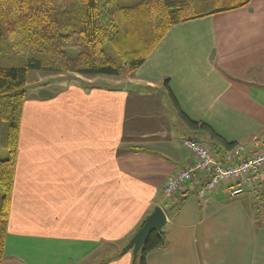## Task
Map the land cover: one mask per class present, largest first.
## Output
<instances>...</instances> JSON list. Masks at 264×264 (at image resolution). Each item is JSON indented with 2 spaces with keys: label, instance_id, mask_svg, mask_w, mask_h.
Listing matches in <instances>:
<instances>
[{
  "label": "crops",
  "instance_id": "crops-1",
  "mask_svg": "<svg viewBox=\"0 0 264 264\" xmlns=\"http://www.w3.org/2000/svg\"><path fill=\"white\" fill-rule=\"evenodd\" d=\"M186 138L219 160L264 149V0L174 23L127 75L28 81L3 264H135L123 249L158 206L147 264H264V184L201 198L199 172L164 194L195 162Z\"/></svg>",
  "mask_w": 264,
  "mask_h": 264
},
{
  "label": "trees",
  "instance_id": "trees-1",
  "mask_svg": "<svg viewBox=\"0 0 264 264\" xmlns=\"http://www.w3.org/2000/svg\"><path fill=\"white\" fill-rule=\"evenodd\" d=\"M198 1L200 7L191 8L196 0H0V149L8 152L0 159V264L29 71L127 75L144 63L174 23L251 0ZM183 117L191 126L208 128ZM164 243L162 231L152 232L135 264H147V254Z\"/></svg>",
  "mask_w": 264,
  "mask_h": 264
},
{
  "label": "built area",
  "instance_id": "built-area-1",
  "mask_svg": "<svg viewBox=\"0 0 264 264\" xmlns=\"http://www.w3.org/2000/svg\"><path fill=\"white\" fill-rule=\"evenodd\" d=\"M183 143L195 157V162L167 181L164 187V194L167 197L174 196L199 172L205 176L198 189L201 198L222 185L226 186L231 197H237L246 193L249 188L264 184V149L254 156L243 158L246 146H237L224 155L225 162H222L223 160H219L212 149L203 142L186 138Z\"/></svg>",
  "mask_w": 264,
  "mask_h": 264
},
{
  "label": "water",
  "instance_id": "water-1",
  "mask_svg": "<svg viewBox=\"0 0 264 264\" xmlns=\"http://www.w3.org/2000/svg\"><path fill=\"white\" fill-rule=\"evenodd\" d=\"M45 90L40 92V96H46ZM167 224V215L162 207L158 206L148 216L145 224L130 240V242L123 249L124 252L128 250L133 251L134 258L138 257L139 252L146 243L152 232H161Z\"/></svg>",
  "mask_w": 264,
  "mask_h": 264
},
{
  "label": "rangeland",
  "instance_id": "rangeland-1",
  "mask_svg": "<svg viewBox=\"0 0 264 264\" xmlns=\"http://www.w3.org/2000/svg\"><path fill=\"white\" fill-rule=\"evenodd\" d=\"M37 74H40L41 76H43L44 74H47V73L42 72V71H29V84L31 83V81H33V79L35 78ZM7 157H8V152L6 150L0 149V159H6ZM1 198H2V192L0 190V200Z\"/></svg>",
  "mask_w": 264,
  "mask_h": 264
}]
</instances>
